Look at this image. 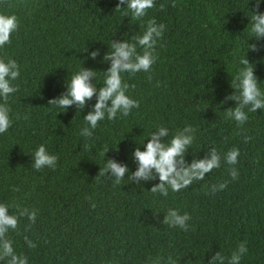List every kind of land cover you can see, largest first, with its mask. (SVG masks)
I'll return each mask as SVG.
<instances>
[{
  "label": "trees",
  "instance_id": "obj_1",
  "mask_svg": "<svg viewBox=\"0 0 264 264\" xmlns=\"http://www.w3.org/2000/svg\"><path fill=\"white\" fill-rule=\"evenodd\" d=\"M118 2L0 0V13L15 14L19 22L0 57L20 65L19 78L11 81L18 91L8 101L13 123L0 134V203L10 206L9 214H17L12 205L36 211L34 224L21 216L18 228L7 233L14 251L28 264H152L159 258L160 264H208L214 253L230 258L246 242L240 264H264V109L246 108L248 120L238 126L225 119V109L236 102H223L234 91L244 58L264 92V37L257 40L251 32L255 0H154L141 20L125 17L126 7L115 8ZM151 18L166 25L156 45L158 59L147 73L122 74L134 85L127 94L139 108L127 117L105 118L91 137H83V116L96 97L80 112L75 105L49 106L48 100L62 95L82 67L94 69V83L102 86L111 40L142 35ZM187 125L196 131L185 162L203 159L215 147L219 168L178 192L169 189L167 197L150 191L158 175L140 183L129 179L137 167L132 153L137 146L144 150L152 132L167 127L170 140ZM41 144L58 157L55 169L32 166ZM233 147L240 151L238 163L228 165L224 156ZM107 159L128 165L119 184L96 178ZM232 167L238 179L229 175ZM224 181L227 187L213 195L211 185ZM169 208L190 215L188 231L163 224Z\"/></svg>",
  "mask_w": 264,
  "mask_h": 264
},
{
  "label": "clouds",
  "instance_id": "obj_2",
  "mask_svg": "<svg viewBox=\"0 0 264 264\" xmlns=\"http://www.w3.org/2000/svg\"><path fill=\"white\" fill-rule=\"evenodd\" d=\"M261 0H255V11L251 17V32L259 40L264 37V12L259 11ZM173 7L175 3L173 2ZM126 7L125 17L131 14L134 20H141L147 15L149 9L155 7L154 0H119L116 5L117 10ZM161 9L164 5L160 6ZM19 22L15 14L0 13V48L11 43V34L18 29ZM166 25L157 24L155 18L147 20L146 29L142 35H135L131 40H111L109 50L104 53L103 61L110 62V67L104 71V81L99 88L94 83L96 72L92 68H80L76 73L71 74L70 80L66 82V91L54 99L48 100L49 106L61 109H68L75 105L77 112L82 111L86 103L94 96L96 102L92 110L83 116L86 122L81 129L80 135L89 138L93 135V130L97 128L98 122L107 118L114 120L119 113L123 117L129 116L133 108H139V101L131 98L127 92L134 87L124 79L122 74L129 73L135 75L138 72H149L158 59L155 55L156 45L162 38ZM138 48L141 51H138ZM253 51H259L256 44L250 45ZM100 50L96 49L89 53L92 59H96ZM241 67L238 69L231 87L234 91L225 96L223 102L235 101L234 107L225 109V119H233L238 126H242L248 120V112H256L257 109H264V92L261 91L258 78L255 75L252 63L244 58L239 60ZM20 76V65L15 59L8 58L7 61L0 57V134L8 131L13 121L10 117V106L8 104L11 94L18 91L11 81ZM151 79V77H149ZM248 109V112L245 109ZM19 118V117H17ZM25 119L28 117L25 116ZM195 128L191 125L185 126L182 130H177L170 140L169 129L159 126L156 131L150 134V139L144 144V150L137 146L132 153L137 164L136 170L131 172L129 179L135 183L141 180H154L159 177V183L154 184L150 191L168 196L169 189L178 192L192 185L193 181H200L213 169H217L221 164V154L215 147L209 150L210 155L203 159L194 158L190 164L185 162V154L193 143ZM167 138L166 140L163 138ZM249 138L245 137L247 141ZM109 150L105 147L102 155ZM240 151L233 147L227 151L224 159L228 165H236ZM32 166L40 170L44 167L55 169L58 157L49 154L45 145L41 144L34 151ZM129 173L127 164L116 162L114 159H107L103 168H100L96 178H114V182L119 184ZM229 175L233 180L239 178V172L235 167L229 169ZM228 181L211 185V193L227 187ZM18 189L14 188L13 191ZM17 209V214H9V205L0 203V260L7 258V264H28V258L23 254H17L12 246V240L8 238L9 230L18 228L19 217L27 216L30 224L36 221V211L28 208H21L19 205H12ZM92 207H95L93 203ZM190 215L185 212L180 213L178 209L169 208L164 217L163 224L170 227H179L188 231ZM30 248L36 247L35 243L24 237ZM248 251L246 242H241L230 258H226L220 251L214 253L208 264H240L241 258ZM160 259L154 260L152 264H160ZM171 260V258H169ZM174 264V262H173Z\"/></svg>",
  "mask_w": 264,
  "mask_h": 264
}]
</instances>
